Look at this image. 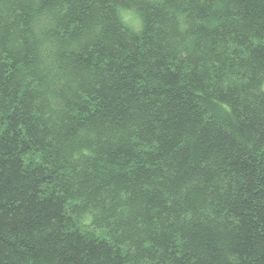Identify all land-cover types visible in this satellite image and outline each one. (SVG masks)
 Masks as SVG:
<instances>
[{"label": "trees", "instance_id": "obj_1", "mask_svg": "<svg viewBox=\"0 0 264 264\" xmlns=\"http://www.w3.org/2000/svg\"><path fill=\"white\" fill-rule=\"evenodd\" d=\"M0 264H264V0H0Z\"/></svg>", "mask_w": 264, "mask_h": 264}]
</instances>
